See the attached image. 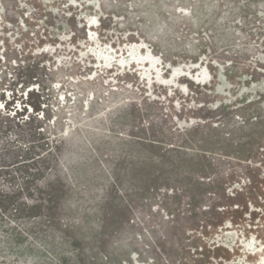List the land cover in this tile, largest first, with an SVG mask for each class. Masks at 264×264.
<instances>
[{"label": "rangeland", "instance_id": "1", "mask_svg": "<svg viewBox=\"0 0 264 264\" xmlns=\"http://www.w3.org/2000/svg\"><path fill=\"white\" fill-rule=\"evenodd\" d=\"M257 263L264 0H0V264Z\"/></svg>", "mask_w": 264, "mask_h": 264}, {"label": "bare ground", "instance_id": "2", "mask_svg": "<svg viewBox=\"0 0 264 264\" xmlns=\"http://www.w3.org/2000/svg\"><path fill=\"white\" fill-rule=\"evenodd\" d=\"M10 12V11H9ZM6 18L8 19V18H11V15H9V14H7L6 15ZM115 59V58H114ZM252 254H253V252H252ZM257 254V253H256ZM258 264V263H257Z\"/></svg>", "mask_w": 264, "mask_h": 264}]
</instances>
